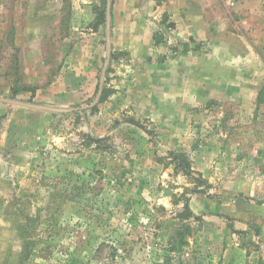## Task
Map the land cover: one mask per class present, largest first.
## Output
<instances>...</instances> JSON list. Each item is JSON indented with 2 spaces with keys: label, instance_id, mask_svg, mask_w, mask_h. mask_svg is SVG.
I'll use <instances>...</instances> for the list:
<instances>
[{
  "label": "rangeland",
  "instance_id": "rangeland-1",
  "mask_svg": "<svg viewBox=\"0 0 264 264\" xmlns=\"http://www.w3.org/2000/svg\"><path fill=\"white\" fill-rule=\"evenodd\" d=\"M106 3L0 0V264H264V0Z\"/></svg>",
  "mask_w": 264,
  "mask_h": 264
},
{
  "label": "water",
  "instance_id": "water-1",
  "mask_svg": "<svg viewBox=\"0 0 264 264\" xmlns=\"http://www.w3.org/2000/svg\"><path fill=\"white\" fill-rule=\"evenodd\" d=\"M106 41H107V54H106V59L103 67V72L99 84V92L97 95V98L100 97L102 88H103V83L105 80V73L107 70V67L109 65V61L111 58V52H112V43H111V0H107L106 3ZM0 101L2 102H7V103H13V104H18L22 106H29V107H34V108H44V109H53V110H59L57 108L49 107V106H43V105H37V104H32V103H27V102H22L19 100L15 99H9V98H3L0 97Z\"/></svg>",
  "mask_w": 264,
  "mask_h": 264
},
{
  "label": "trees",
  "instance_id": "trees-1",
  "mask_svg": "<svg viewBox=\"0 0 264 264\" xmlns=\"http://www.w3.org/2000/svg\"><path fill=\"white\" fill-rule=\"evenodd\" d=\"M16 93H18V90H15L13 94H16ZM177 158H178L179 162L181 163L179 166L181 171H183L185 174H190L191 173V167H190L189 161L185 160V158L183 156H180V155H178ZM178 231H180V229Z\"/></svg>",
  "mask_w": 264,
  "mask_h": 264
},
{
  "label": "crops",
  "instance_id": "crops-1",
  "mask_svg": "<svg viewBox=\"0 0 264 264\" xmlns=\"http://www.w3.org/2000/svg\"><path fill=\"white\" fill-rule=\"evenodd\" d=\"M174 11V10H173ZM175 15V17H177V16H179L180 14H174Z\"/></svg>",
  "mask_w": 264,
  "mask_h": 264
}]
</instances>
